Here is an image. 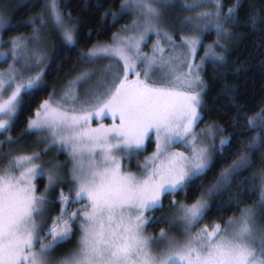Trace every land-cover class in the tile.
I'll list each match as a JSON object with an SVG mask.
<instances>
[{"label":"snow or ice","instance_id":"snow-or-ice-1","mask_svg":"<svg viewBox=\"0 0 264 264\" xmlns=\"http://www.w3.org/2000/svg\"><path fill=\"white\" fill-rule=\"evenodd\" d=\"M177 6L173 0H122V15L139 20L124 32L137 35L117 34L111 44L90 49L83 59L90 65L107 61L105 67L82 70L62 94L50 96L35 110L26 133L44 137L45 154L55 148L69 157L71 187L67 194L60 190L62 166L42 167L40 152L12 156L6 166L0 163V264H264V228L256 226L255 211L244 210L225 227L200 228L211 211L204 195L191 203L172 200L182 238L171 231H161L159 240L146 234L148 225L168 224V217L150 214L163 211L164 198L186 193L203 176L210 166V148L223 132L217 126L194 130L203 119L199 111L206 88L203 63L224 66V57L215 51L223 44L217 39L200 63L193 64L201 41L182 36L177 44L162 28V11ZM181 6L194 13L185 18L189 30L210 25L218 37H227L225 25L235 22L238 0L226 13L222 0H192ZM207 7L215 10L200 11ZM47 15L64 42L72 45L73 21L65 19L58 0H49ZM37 22L45 21H33ZM6 26L0 10V29ZM148 35L157 37L151 55L141 50ZM38 39L36 35L30 44L17 37L10 42V53H0V59L13 61L7 72H0V134L7 135L18 119L23 96L44 87L41 69L46 60L34 48ZM94 77L96 83L81 95L79 89ZM247 124L251 130L257 127L252 118ZM149 142L155 144V151L137 164L138 172L122 164L138 159ZM229 143L227 137L219 141L221 149ZM177 146L188 154L174 151ZM262 147L259 137H254L238 154V161L205 190L207 197L227 189L241 170L251 167L249 154ZM37 178L47 181L39 193ZM53 191L58 192L55 203L60 208L50 216ZM260 203L264 205V181ZM77 232L76 246L54 258Z\"/></svg>","mask_w":264,"mask_h":264},{"label":"trees","instance_id":"trees-1","mask_svg":"<svg viewBox=\"0 0 264 264\" xmlns=\"http://www.w3.org/2000/svg\"><path fill=\"white\" fill-rule=\"evenodd\" d=\"M48 2L49 0H0L7 25L1 30V38L6 43L10 39L33 34L35 29L44 24L33 23L40 18L47 19L51 25L46 44L48 58L42 70L44 87L35 95L23 96L18 119L7 135L0 134V163L5 166L8 158L31 153L34 147L43 151L44 137L26 133L27 123L33 118L35 110L50 96H58L63 92L71 78L83 68L84 54L95 46L111 42L114 35L135 20L134 15H122V0H58L59 10L65 19L71 18L75 28L74 43L68 45L47 15ZM233 6L234 0H222L223 13ZM234 20V23L225 25L229 31L227 37H218L212 28L207 29L199 51V57H204L205 51L215 46L219 39L223 49L215 47V51L224 57V66L211 61L203 64L202 78L206 88L202 93L200 108L203 119L197 129L217 126L223 130L215 140L217 148L220 147V139L225 137L230 139V143L223 149H218L209 169L189 186L186 193L163 199L164 210L154 212L158 219L172 208V200L191 203L200 195H204L211 205V211L201 226L226 224L229 219L240 215L249 207L258 210L264 217V205L260 203L261 182L264 181V147L249 154L251 167L241 170L227 189L212 197H207L205 191L217 182L226 168L238 161V154L247 150L254 137H259V142L264 144V0H238ZM250 118L257 122L255 130L248 127L247 121ZM154 149L155 144L149 142L139 159ZM12 150L17 151L8 153ZM58 158L66 161L68 156L61 152ZM44 181L43 178L36 180L41 191L46 187ZM69 181L70 178L65 189L59 186L65 194L71 185ZM57 195L56 191L51 193L50 216H55L60 208L55 203ZM261 225L264 227V219ZM165 226L167 224H152L148 229L158 232ZM76 236L77 233H74V240Z\"/></svg>","mask_w":264,"mask_h":264},{"label":"rangeland","instance_id":"rangeland-1","mask_svg":"<svg viewBox=\"0 0 264 264\" xmlns=\"http://www.w3.org/2000/svg\"><path fill=\"white\" fill-rule=\"evenodd\" d=\"M173 2L176 5H178V6L177 7H174V8H171V9H167V10H163L162 11V16H163V19L161 21L162 28H163V30L167 31L170 35L173 36V38H174V40L176 41L177 44H180L181 43V37L182 36L183 37H194V38H198L201 41V44H200V46L198 48V51L196 52V54H195V56L193 58V61H192L193 64H198V63H200L201 59L203 58V55H201L199 57V51L201 49L202 42H203V34H204V32L207 29H210L211 26L209 25L208 28H203L202 27L198 31L189 30V28L185 25V18L188 15H190V14H193L194 15V13H188V12L184 11L183 10V7L181 5H183L185 2L191 3L192 0H173ZM0 10H2L3 13L5 14V12H4V10H3L2 7L0 8ZM214 10L215 9L214 8H211V7L210 8H202V9H200V11H202V12L214 11ZM135 20L137 22H139L138 17H136V16H135ZM44 21L45 22H44V24H43V26L41 28L35 29L36 31L33 34L25 35L22 38H24L25 40H29L30 41V44H31L32 41H33V38L36 35H38L39 36V39H38V41H35L34 48L38 52V54L42 55L44 57V59L47 60L48 54H47V50H46V44H47V36L50 33L49 29H50L51 25L49 24V22L47 21V19H44ZM130 26H127L125 28H128ZM124 29H122L118 34L119 35H122V36L123 35H137L136 33H133V32H127L126 33V32H124ZM182 29H183V31H182ZM1 30L2 29H0V53L7 54V53H10L11 52V44H10V42L13 39H10L8 41V43H6L1 38ZM159 42H160L161 46L164 45V40L162 38L160 39ZM111 43H112V41L109 42V43L101 44V45H108V44H111ZM156 43H157V37L155 35H148L146 37V42L141 44V50H142V52H144L147 55H151L152 54V46L154 44H156ZM165 55L166 56L167 55H170V53L167 50H165ZM12 64H13V61L11 59H7V58L6 59H0V72H7L10 69V67L12 66ZM106 64H107V61H101L99 64L90 65L87 61H85L84 62V65H83V68H81L80 72L82 70H84V69H88V70H91L93 68L100 69V68L105 67ZM17 66H19V65H17ZM42 70H43V68L41 69V71ZM79 73H77V75L73 76L71 78V80H73L76 76H78ZM201 76H202V70H201ZM97 79H98V77H94L89 84H86V85L82 86L79 89L80 94L81 95L83 94L84 88L93 86L96 83V80ZM63 91H64V89H63ZM59 95L60 94H58V96ZM199 111H200V109H199ZM105 123L107 124L108 121H105ZM94 126H95V122H94ZM194 130L197 131L198 133L200 132V130L197 129V126L195 127ZM147 144L148 143H146V146H147ZM219 146H220V144H219ZM33 149L34 150H31L30 151L31 153H34V152H40L41 153V166L42 167H47L50 163H54V164H57V165L62 166L61 167V176L63 177L64 182L60 185V187L62 189H65L64 187H67L68 186V178H70V177H68V172L71 169V163H70L69 157L66 158L67 159L66 161H63V160L59 159L58 157L60 156V153L61 152L60 151H57L58 149L57 150H48L47 154H45L43 151L36 150L37 149L36 147H34ZM218 149H220V147L217 148V144L215 142V147L214 148H210V152H211V162H210V165L212 164V162H213V160H214V158L216 156V153H217ZM17 150H15V151H17ZM173 150L174 151H178V152H185V154H188L186 148H184L182 146H177ZM15 151L12 150L11 152L9 151L8 153L13 154V152H15ZM154 151H155V149L151 153L147 154L146 156H144L141 159H139V158L138 159H135L134 158V159H132L130 161H124V162H122V164H126V166L132 172L136 173V172L139 171V168L137 167V164L138 163L139 164H142L147 159V157H149V156L152 155V153ZM31 153H28V154H31ZM36 180L34 181V183L36 184L37 192L39 193V192L44 191V190L41 191V190L38 189V183L36 182ZM69 182H71V180ZM44 184L47 185L46 179L44 181ZM70 187H71V185H70ZM208 202H209V200H208ZM177 203H180V202H177ZM209 204H210V202H209ZM50 205H49V209H50ZM246 209H253L255 211V213H256V219H255L256 226L258 228H264L261 225L262 220L264 219V217L262 216V214L258 210H255L252 207L245 208V210ZM173 213H174V209L171 208L168 211H166L165 214L161 217V218H165V217H168L169 218V221H168L167 226H165L163 228H160V230L158 232H154V231H150L148 229V226H149L148 225V226H146V234L148 236L152 237L153 239L159 240V238H160L159 234H160L161 231H164V232L171 231L172 234L175 235L177 238H182V226H181V224L178 221H176L174 219ZM241 214L238 215V216L233 217L231 220H237L241 216ZM146 215H148V214H146ZM150 215H153L154 216L155 213L153 212ZM169 224L172 225L171 229L169 228ZM221 226L222 227H225V226H227V223L226 224H223ZM203 227H209L210 228L211 226H201L200 225V228H203ZM78 239H79V233L77 232L76 240L72 239L73 241L70 240L67 244L60 246L56 250V252L54 254V258H59L60 256H62L65 253H67L69 250L73 249L76 246V242H77ZM161 247H162V245H161Z\"/></svg>","mask_w":264,"mask_h":264}]
</instances>
